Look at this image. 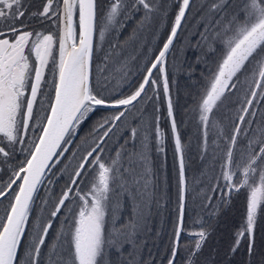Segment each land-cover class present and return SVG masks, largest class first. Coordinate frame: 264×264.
I'll list each match as a JSON object with an SVG mask.
<instances>
[{
    "label": "snow or ice",
    "instance_id": "6c2138e0",
    "mask_svg": "<svg viewBox=\"0 0 264 264\" xmlns=\"http://www.w3.org/2000/svg\"><path fill=\"white\" fill-rule=\"evenodd\" d=\"M174 2V20L158 54L143 68L134 90L117 94L119 85L128 83L135 57L121 55L124 45L119 42H110L97 56V40L102 47L106 32L119 31L136 15L137 30L166 16L161 0H110L99 30L97 0H41L35 11L28 0H0V174L8 177L0 186V264H147L138 257L140 235L157 203L151 148L154 142L166 159L169 136L177 161L178 210L166 264H178L182 250L184 264H198L211 233L199 217L194 221L198 231L185 227L187 145L169 80V56L183 52L175 42L194 0ZM36 23L50 24L54 31H39ZM192 35L199 37L194 45L188 41L201 53L197 63L205 49L216 63L194 110L201 158L212 129L214 156L219 153V175L208 189L212 195L205 194L201 204L211 206L210 215H215L243 190L245 223L230 251L244 243L248 264H264V248L258 251L255 240L257 216L264 213V0H212L201 10ZM161 92L167 130L160 126ZM228 96H235L239 107L225 126L215 116ZM149 103L150 120L144 107ZM99 109H111V114L93 124L92 143L70 152L77 130ZM66 154L75 164L63 165L68 178L53 200L51 189L62 171L57 165ZM42 189L47 218L36 217L29 230ZM125 203L131 209L127 220L122 219ZM54 222L58 228L49 240ZM182 234L192 239L182 244Z\"/></svg>",
    "mask_w": 264,
    "mask_h": 264
},
{
    "label": "rangeland",
    "instance_id": "374dc122",
    "mask_svg": "<svg viewBox=\"0 0 264 264\" xmlns=\"http://www.w3.org/2000/svg\"><path fill=\"white\" fill-rule=\"evenodd\" d=\"M174 0H161V3L167 8V15H158L155 17L150 25L137 30V24L140 19L139 15H136L134 19H128L124 21L125 26L119 31L110 29L105 34V40L101 47L97 40L96 55L100 56L102 50H107L109 43L119 42L124 45V49L121 55L125 57L134 56L135 59L131 62L130 67L132 73L129 76L128 83L121 84L118 87V92L128 94L130 90H134V87L138 84L142 76V70L148 65V63L158 54L159 49L162 47L170 27L174 20V12H169V3ZM110 0H97V29L102 26L103 14L107 10V6ZM212 3V0H194V6L191 9V15L188 16V23L184 25V31L178 33V40L175 42L176 49L183 48V52H173L169 56V80L173 89L174 105L176 111V118L178 126L180 127L182 138L187 145L185 151V173L188 179V197L186 199L185 208V227L195 232L199 230L197 224L194 223L196 218H201L205 227L210 230V235L204 245L218 244V246L212 248L210 254L201 252L198 259V264H229L228 258H235L231 264H248L249 257L246 252V244L242 243L240 248L232 253L230 251L235 234L239 231L241 226L245 223L246 218V206L243 201L246 202L245 193L242 190L240 193L232 195L231 203L235 206L237 216L235 220L238 222V229L234 233L223 232L220 233L222 223L226 221V211L229 206H225L219 212L217 221L210 225L212 213V207L209 206L206 209L202 206L201 201L205 194L212 195L208 191L212 178L219 175V165L216 157L218 152L214 156V144L213 138L215 137V129L210 130L208 138V151L203 154L201 158L200 151V134L198 131V114L194 111L197 107V103L200 100L201 93L207 84V79L210 77L211 72L215 71L216 63L211 53H207L200 63H197V57L201 56V53L194 47L188 46V41L191 40L193 45L195 41L199 39L192 35L197 31L198 24L200 22L201 10H207V7ZM176 5V4H175ZM153 27H156L153 29ZM136 31V35L133 38V32ZM202 31V29H200ZM173 64L175 67H173ZM243 79V78H242ZM236 97L228 96L224 101V106L220 108L216 113L215 120L222 122L225 126H230V117H234L236 109L239 105L235 104ZM160 108L161 121L160 126L167 130L168 121L166 117V104L164 103V96L161 92L160 99L157 101ZM145 119H151L152 106L151 103L145 105ZM111 109H99L92 118L83 124L80 129L77 130L76 135L73 138L72 147L70 152H79L83 148L91 144L94 135H90L92 126L97 119L102 116L110 115ZM133 126H135L133 124ZM126 135V133H125ZM138 147V145H137ZM166 159L158 154L153 146L151 148V161L154 172L156 173L155 183L157 185L156 198L157 203L151 207L150 215L147 220V231L140 235L142 241V247L140 256L147 264H166V258L169 254L171 247V237L173 226L177 217L178 210V170L177 161L174 154L173 141L169 136L165 143ZM67 158L61 161V164L57 165L62 171L57 173L59 181L51 189L52 199H55V195L59 194V188L63 186L67 180V175L62 174L63 165L75 164V160L68 154ZM56 171V169H53ZM47 187V186H45ZM40 199L36 200L33 206V212L30 216V225L36 222V217L42 216L47 218L48 209L43 208L41 200L47 199L46 192L42 189L39 193ZM218 197L213 196V204H216ZM234 201V202H233ZM50 207V206H49ZM130 207L127 203L122 208V219L127 220L130 214ZM245 211V212H244ZM1 214L3 212L1 211ZM218 214V213H217ZM258 214L255 229V240L257 250L264 248V216L261 217ZM216 215V214H215ZM63 219V217H60ZM210 226H209V225ZM58 228V223L54 222L53 230L49 233V240L54 239L55 230ZM30 235V231H29ZM220 235V236H219ZM192 237L181 235V242L188 243ZM186 253L183 250L178 253V264H184L183 257ZM226 255V256H225ZM223 260V263H222Z\"/></svg>",
    "mask_w": 264,
    "mask_h": 264
},
{
    "label": "trees",
    "instance_id": "16d2710c",
    "mask_svg": "<svg viewBox=\"0 0 264 264\" xmlns=\"http://www.w3.org/2000/svg\"><path fill=\"white\" fill-rule=\"evenodd\" d=\"M232 200L233 199H231V201ZM243 203L246 206V202L243 201ZM228 206H229V209H227V211H226V214H227L226 221L222 223V226H221V228L219 230H220V233L221 234L225 231L227 233H230V235H231V233H234L235 230L238 229V222H237V220H235V217L238 215L237 214V211L238 210L236 208L234 210V207L235 206L231 202H230V204ZM176 211H177V208H176ZM219 212H218V214H216V215H214V216L211 217V222L209 223L210 225H213L217 221ZM262 216H264V214H262L261 217ZM218 245H219V243L218 244H211L210 243V244H208V246L204 245V247L202 249V252H204L206 250V248H207V250L205 251V253L210 254V252L212 251V248H214V247H216ZM234 260H236V259L235 258H232V257L230 259L228 258L229 264L233 263L232 261H234ZM222 263H223V260H222Z\"/></svg>",
    "mask_w": 264,
    "mask_h": 264
},
{
    "label": "flooded vegetation",
    "instance_id": "af4514ba",
    "mask_svg": "<svg viewBox=\"0 0 264 264\" xmlns=\"http://www.w3.org/2000/svg\"><path fill=\"white\" fill-rule=\"evenodd\" d=\"M28 3H29V5L31 6V8H30V10L31 11H35L38 7H39V5H40V3H41V0H28ZM175 2L174 1H170V3H169V12L171 13V12H174V10H175ZM35 27H36V29L37 30H39V31H45V32H47V31H54V29L52 28V26L50 25V24H47V23H45V24H40V23H36L35 25H34ZM156 27H153V29H155ZM51 66V65H50ZM47 78V77H46ZM17 159L18 160H22L23 159V155H20V154H18V156H17ZM7 175L6 174H0V186H2V184L5 182V181H7ZM7 203V201H5V204ZM3 206L4 205H0V215H2L1 214V211H2V209H3Z\"/></svg>",
    "mask_w": 264,
    "mask_h": 264
},
{
    "label": "bare ground",
    "instance_id": "6f19581e",
    "mask_svg": "<svg viewBox=\"0 0 264 264\" xmlns=\"http://www.w3.org/2000/svg\"><path fill=\"white\" fill-rule=\"evenodd\" d=\"M186 208V207H185Z\"/></svg>",
    "mask_w": 264,
    "mask_h": 264
}]
</instances>
